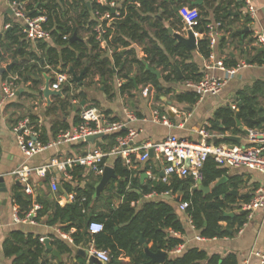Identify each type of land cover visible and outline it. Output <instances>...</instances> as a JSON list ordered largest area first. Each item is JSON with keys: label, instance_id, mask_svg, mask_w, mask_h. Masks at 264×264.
<instances>
[{"label": "trees", "instance_id": "obj_1", "mask_svg": "<svg viewBox=\"0 0 264 264\" xmlns=\"http://www.w3.org/2000/svg\"><path fill=\"white\" fill-rule=\"evenodd\" d=\"M21 1L27 2L28 9H33L36 3L43 0ZM137 2L140 3L139 6ZM61 3L66 6V9H64V5L63 7L60 5L58 0H48L45 5L40 3L39 6L43 10L32 12V15L46 14L45 27L53 34V45L44 41L38 43V48L43 50V54L40 55L35 49H27L29 42L17 24L12 25L4 38L1 39L0 66L3 61L16 60L10 72L18 75L20 80L31 81L29 98H41L44 84L42 73L50 68L70 74L72 69L77 74L85 72L83 79L89 75L94 78L99 75L101 81H104L108 93V82L114 80L116 74H119L124 80L121 92L128 93L130 96H133V90L137 86L149 84L160 93L164 89L163 82L199 80L203 76L199 65L193 61L192 51L169 35L168 28L156 16L158 9L154 6L155 0L122 1V15L115 19L107 33V38H110L109 42L113 48L112 57L104 55L95 39L94 20L88 23L92 35L87 40H83L77 35L76 25L71 26L64 22V14L70 12L71 8L78 3L77 0H61ZM191 7H197L200 11L202 8L205 9L202 4L191 5ZM97 9L104 11L106 7L98 4L97 0H90V4L84 2L81 17L88 19ZM219 9H222L225 16H228L226 4L220 5ZM161 18L164 20L174 18L175 22L183 24L174 10L164 12L161 14ZM208 23V20L202 17L199 30L205 31ZM145 24L154 29V35L145 31L143 27ZM74 33H76V38L71 40ZM65 36L68 38L65 39ZM133 42L144 45L145 56L143 58L138 57L137 49L132 46ZM198 51L204 57L211 56L212 50L208 39L204 38L198 42ZM258 55L263 56L264 52H259ZM134 65H137L138 68L135 73L132 70ZM151 68L159 70L160 75ZM7 75L9 72L5 71L3 76ZM72 82L75 83L73 80ZM262 89L264 87L257 85L252 95H243L241 103L238 104V111H234L228 106L220 108L211 119L212 128H217L224 134L231 132L236 135L243 132L238 121L251 128L258 126L260 123H254L253 120L257 119L260 113V99L257 93ZM167 92H170V89ZM64 94L65 97L55 96L52 104L46 109V116L51 118V123L49 129L45 126L41 127L40 139L44 143L50 142L61 132L73 126L68 120L70 110L74 108L73 99L80 98L81 101H87L85 92L72 94L69 86L65 87ZM199 98L200 96L194 91L175 95V100L179 103L195 104ZM78 110L81 111V105ZM30 118L34 122L39 120L35 114H31ZM217 120L222 121L223 127L217 124ZM80 121V115H77L74 125ZM126 134L127 131L124 129L119 133L105 135L106 143L102 146L109 148L116 144L119 135ZM209 141L215 144H221L222 141L230 142L226 138L218 141L209 139ZM113 167L117 177L108 182L101 195H97V186L101 177L89 179L84 187L73 188L72 184L66 182L64 187L69 192H75V201L61 205L58 202H52L48 196L44 201L39 199L44 203V207L39 211L37 220L48 215L47 223L50 225L60 224L66 232L76 228L72 236L77 246H84L93 238L98 248L110 252V263L124 255L131 259L128 264H160L150 263V258L141 243L142 238L147 243H152V251L169 252L184 244V239L176 233L183 235L186 228L173 204L159 199L145 201L143 205L138 206L142 196L151 192L170 191L177 196L176 201L179 203L188 202L186 213L192 219L200 236L204 238L234 237L249 220V213L240 210V205L248 202L252 195L232 193L246 185L248 179H244L245 174H230V169L218 164L212 156L207 159L202 168V185L211 187L222 177L226 176L228 179L224 183L214 186L208 193L197 186L193 177L179 178L175 176L170 184L164 183L160 178V169L155 164L153 165L151 159L147 161L143 171L152 169L156 174V179L145 183L140 177H135L137 171L129 168L121 157L113 160ZM84 172V167L76 166L73 175L75 178L83 180ZM84 197L86 201H82ZM95 197L105 202L107 210L97 212L93 208L92 214L84 213L83 210L90 207V203ZM115 199H121V201L115 204ZM16 201L21 211L29 210L33 204L31 198H26L23 195H18ZM232 211L235 214L233 217L226 215L227 212ZM94 220L103 222L105 229L91 237L88 224ZM51 243L62 253L73 252V248L59 238H54ZM47 253H51V251L40 241L39 236L25 234L22 231H14L11 238L5 243V254L14 258V264H49L48 259L45 258ZM79 261L76 264H86L85 257L79 256ZM162 264H238V259L235 254H229L223 258L218 254L209 255L205 250L193 247L179 256L168 257Z\"/></svg>", "mask_w": 264, "mask_h": 264}, {"label": "crops", "instance_id": "obj_2", "mask_svg": "<svg viewBox=\"0 0 264 264\" xmlns=\"http://www.w3.org/2000/svg\"><path fill=\"white\" fill-rule=\"evenodd\" d=\"M47 1L48 0L40 1L34 5L33 9H27L31 13L35 10H43L39 5L40 3L45 5ZM195 1L196 0H155L154 6L158 9V14H156V16L161 19L166 27H171L175 32L187 35V32L190 28L183 21V18L181 19L178 16L175 8H177L179 12V9L182 5L197 6L202 4L205 8L201 9L203 18L207 19L209 23H222V35L218 37L217 44L213 50V58L204 57L198 51V47L192 51L193 61L199 65L203 75L207 73L220 76L226 75V70L219 66V61H223L227 68L236 66L242 61H246L248 65L242 67L238 73L232 76L219 94L200 97L195 104L186 102L179 103L175 100L176 94L186 91L193 92L190 89L184 88L181 84L182 81L164 83L166 85L163 84L164 89H162L160 93H158L152 85H149L152 88V94H148L144 89V86L147 85L137 86V88L133 90V96H130L128 93L123 94L121 92L122 86L118 85V80L123 81V83L124 80L119 76V74H116L114 80H110L108 82L107 86L109 87V93L106 91V85L103 83L104 81H101V77L96 75L94 80H98L103 85L100 97L103 107H98L111 120L124 121L127 123L128 128H133L139 131V135L136 137L134 145L143 146L148 141H163L171 134H176L183 139L197 141L201 139V130L204 127H206L212 134L210 139L213 141H218L225 138L227 139L228 136L235 134L231 132H226L224 134L219 129L212 128L211 119L214 118L216 112L220 108L227 106L232 108V104L241 103L243 95H252L255 92L257 85L264 87V55H258L259 52H264V49L261 50L262 48H257L255 44L257 31H264V0H252V3L257 8L255 19L245 12V0H203L200 4H194ZM58 2L63 7L64 4L62 5L61 0H58ZM77 2L78 3L75 4L73 8H71L68 14H64L63 20L71 26L76 25L77 35H79V37L83 40H87L92 35L91 31L89 30L90 26L88 23L94 20V15L92 12L88 19L81 17L83 3L88 2L90 4V0H77ZM25 3L27 4V2ZM224 4L228 6V16H225L224 11L219 9L220 5ZM137 5L139 6L140 3L137 2ZM64 9H66L65 5ZM171 10H174L177 13L178 18L183 22V24L175 22L174 18L167 20L161 18V14ZM14 24L19 25L22 29V21L16 18L13 14L10 6V0H0V43L7 30L11 29L12 25ZM143 27L145 28L146 32L149 31L151 35H154V29L152 27L148 26L147 24L143 25ZM25 39L29 42V46L27 47L28 50L35 49L40 55L43 54V50L38 48L39 42H32L27 39L26 36ZM48 43L52 45L54 44L53 40L48 41ZM132 46L137 49L139 58H143L145 56L144 45L138 42H133ZM103 52L105 56L112 57V55L107 51ZM1 54L2 49L0 47V55ZM15 62L16 60L13 59H10L8 62H1L0 95L2 94L3 82L7 78L18 76L11 73V70H7V66L11 63L15 64ZM5 71H8L9 75L4 77L3 74ZM54 71L55 70L53 68H50V70L44 71L42 73V78L44 80L43 86L45 85L47 79L53 75ZM30 74L31 73L29 72V75ZM86 79L87 77L82 79L81 82H76L75 89L77 88L78 84L83 83L86 81ZM94 80H92V82ZM18 85V96L15 99L7 102L3 107H0V176L5 178L6 187L8 189L6 192L0 191V264H14V258L5 254V243L11 238L14 231H22L25 234H33L34 236L39 237L46 236L51 240V242L54 240V238H59L73 248L72 253H62L52 245L54 249L60 252L61 257L55 256L52 251L51 253L45 254V258L48 259L49 264H76L80 262L79 256L85 257L86 264H90L88 256L82 255L79 253V251L81 249L88 251V248L92 242V238L84 246H77L75 241L74 243H71L68 240L63 239L58 233V230L62 229V226L60 224H48V215L41 217L34 223L22 222L16 224L13 221V207L17 203L16 197L18 195L31 198L33 203H40L43 207L44 203L39 199L44 201L45 197L47 196L52 200V202H58L61 205H66L67 203L72 202L68 200L67 195L69 191L64 187V183L66 182L62 180L61 172L54 168L50 171V174H53L57 178L60 186L63 189V192L59 190L54 191L52 189L50 174L48 177H42L37 173H34L30 177L31 183L34 187V194L31 195L24 192L22 183L16 179L12 172L21 167V165L24 163L34 167L42 166L50 163L58 156L67 158L82 153V150L85 147L103 145L106 143L105 136L99 138L95 144L81 143L62 145L56 149L53 148L45 150L35 155L33 158L27 159L20 150L18 136L17 133L14 132L13 126L18 120L25 117H30L31 114H35L38 116V118L42 117L41 127L45 126L49 129L51 118H48L45 112L50 104L39 102L40 98L31 99L28 97V93L31 92V81H26V79L20 80L19 78ZM168 89H170V92H167ZM257 96L260 99V113L258 114V118L254 120H257V122L260 124L251 128L245 123L241 122L243 129L241 127L240 129L243 132L235 135L241 137V141H222L221 143L247 144L248 134L246 131H249V129L264 130V89H262L261 92H258ZM54 97L55 96L51 98L52 102ZM37 101L38 104H36ZM83 101L85 100L81 101L80 98H75L72 100V104L74 105L73 114L70 115L69 113L68 116V120L72 125H74L75 117L80 115L81 111L78 110L80 105L81 110L85 105H95L92 101L88 100V96L84 105L82 104ZM126 107H130L136 119L130 120L127 117L125 112ZM156 108L161 109L162 111L169 114L172 126L156 123L152 120V112ZM238 110L239 106L238 109L234 111ZM217 124L220 127H223L221 120H217ZM41 127L40 131H42ZM137 157L138 156H136V158ZM151 160L153 165L155 164L160 169L162 176L163 164L158 160L155 154H153ZM146 163L147 162H141L137 158L134 162V166L132 167V169L137 171L135 177H140L143 183L152 179H156V174L153 172V170L151 171L153 172L155 178H151L147 174L150 169L143 171L145 169ZM229 169L230 174H245L244 179H248V183L242 186L239 191H237V193H240L241 195H252L257 187L264 186V173L243 167H231ZM84 170L85 172L83 180H80V178L77 177L74 181H67V183L72 184L73 188L78 186L84 187L89 179L99 177L90 172L85 167ZM143 175L146 176L143 177ZM216 184L210 187L211 190L214 188V186H216ZM144 196L145 195H143L141 200L138 202V206L143 205L145 201L149 200L161 199L169 201L175 206L176 211L181 217L186 228V232L183 235H178L184 239V244L181 251L179 252L175 249L169 252L166 251L167 258L179 256L186 250L197 247L205 250L209 255L218 254L223 258L229 254H235L238 259V264H259V259L254 253L264 248V212L259 210L256 211L244 225L242 231L238 232L234 237L204 238L201 237L199 231L194 228L186 211H182L180 209V203L176 201V198L167 195L154 199H147ZM61 200H63V202ZM120 201L121 199H115V204H118ZM93 208H95L94 210L97 212L107 210L105 202L100 198L97 199L96 197L91 201L87 213L92 214ZM75 231L76 228H72V230L68 233L72 234ZM148 245L151 247L152 243H148ZM130 260L131 259L129 256L121 255L117 261L112 263H110V261L106 264H128Z\"/></svg>", "mask_w": 264, "mask_h": 264}, {"label": "built area", "instance_id": "obj_3", "mask_svg": "<svg viewBox=\"0 0 264 264\" xmlns=\"http://www.w3.org/2000/svg\"><path fill=\"white\" fill-rule=\"evenodd\" d=\"M123 0H97V3L105 6L106 9L102 11L97 9L94 15L95 25H93V34L96 41L99 43L100 49L107 51L112 55L113 48L110 45V38H107L108 29L113 26L116 18L121 17ZM246 13L252 18H256L257 8L252 3V0H245ZM10 6L16 18L22 21V31L32 42L52 41V31L45 27L47 22L46 14L32 15L27 9L26 3L21 0H10ZM179 14L183 21L193 30L197 41L206 38L209 40L210 48L212 50L211 56L214 57L213 50L217 44L218 37L222 35V23H208L205 31H200L199 26L202 20L201 11L197 7L183 5L179 9ZM65 39L68 37L65 36ZM255 44L257 48L264 49V31H257L255 37ZM1 47V43H0ZM219 66L226 70V75H212L204 74L199 80L187 79L181 82L182 86L196 92L200 97L206 95H217L228 83L229 79L238 71L248 65L246 61L240 64L227 68L223 61H219ZM55 70V69H54ZM18 76L7 78L2 84V94L0 95V107H3L7 102L15 99L18 96ZM72 74L69 72H62L55 70L50 77V88L55 91H62V97L65 96L64 89L66 86L71 88V93H75V83L72 82ZM118 85L122 86L123 81L118 80ZM45 85L42 86V95L39 99L41 103H48L44 95ZM38 104V101L36 102ZM49 104V103H48ZM232 109L237 110L238 104H232ZM127 117L130 120L136 119L130 107L125 108ZM156 123L172 126L170 116L167 112L161 109H154L151 116ZM81 121L77 125H73L70 129L61 132L55 139L48 143H44L41 139L40 127L42 125V117L38 122L32 121L30 117H25L18 120L13 126L14 132L17 133L20 150L27 159L33 158L35 155L53 148H58L62 145L72 144H91L86 140L90 135L103 133L110 135L119 133L127 129L126 135H119L117 142L109 148H104L102 145L89 146L74 156L64 158L58 156L50 163L42 166H30L24 163L18 169L14 170L12 174L18 179L26 194H34V187L31 183L30 177L37 173L42 177H48L50 171L54 168L59 170L62 174V180L74 181L73 172L76 166L87 168L93 174L102 177L107 166H113V160L121 157L129 168L134 166L135 160L138 158L141 162H147L151 159L150 151L156 155L158 160L163 164L161 180L164 183L170 184L173 177L179 178L193 177L197 186L199 181H202V168L207 159L212 156L221 166L226 167H243L264 173V130L249 129L248 143H221L215 144L209 141L212 137L210 131L204 127L201 130V139L197 141L187 140L179 137L176 134L167 136L163 141L152 142L148 141L143 146L134 145L139 131L133 128H128L127 123L120 120H111L103 113V111L96 105H85L80 112ZM95 144V143H94ZM134 156H138L134 159ZM112 161V162H111ZM111 162V163H110ZM112 164V165H111ZM150 169L147 174L151 178H155ZM51 186L54 191H58L60 183L57 178L50 174ZM177 196L170 191L158 193L157 191L146 194L147 199H154L162 196ZM69 201H75V192H69ZM63 202V200H61ZM82 201H86L84 197ZM188 202H181L180 209L186 211ZM43 208L40 203H33L27 211H21L20 206L16 203L13 207V221L14 223L37 221L39 211ZM240 210L247 211L249 218L256 211L264 212V186H259L252 193L251 199L240 205ZM87 213L88 209L83 210ZM191 219V218H190ZM192 222V219H191ZM192 225L194 226L193 222ZM194 228H196L194 226ZM105 224L101 221H90L88 224V231L91 237L103 232ZM243 227L239 230L242 231ZM60 237L74 243V238L71 233L65 232L62 229L58 230ZM176 235H179L176 233ZM48 237H40V241L45 243ZM182 246L175 248L181 251ZM89 255H94L101 261L109 263L111 255L108 250L100 249L96 246L95 240L92 238L90 247L88 248ZM259 259V264H264V248L254 253Z\"/></svg>", "mask_w": 264, "mask_h": 264}, {"label": "water", "instance_id": "obj_4", "mask_svg": "<svg viewBox=\"0 0 264 264\" xmlns=\"http://www.w3.org/2000/svg\"><path fill=\"white\" fill-rule=\"evenodd\" d=\"M203 0H196L194 2V4H200L202 3ZM176 12L178 13V16L182 19V16L179 14L178 9L175 8ZM168 28V34L173 36L174 38H176L177 42H181L183 43L190 51H193L195 49H197L198 44H197V38L194 35V32L192 29H189L187 32V35L181 34V33H177L175 32L171 27H167ZM73 40L74 38H76V33L73 35V37H71ZM263 50V48L261 49ZM14 65V63H11L7 66V70H11L12 66ZM149 67V66H148ZM151 70H153L155 73H157L158 75H160V71L159 70H155L153 68H151ZM71 74H72V78L74 82H81L85 72L80 73L79 75L77 73H75L73 71V69L71 70ZM180 72V71H179ZM180 76L182 77V74L180 72ZM94 80V79H92ZM44 95L48 100L49 104H52V97L53 96H61L62 95V91H55L52 90L50 88V78L47 79L46 83H45V88H44ZM83 105L85 104V101H83L82 103ZM253 122H257V120H253ZM238 125L243 129V126L241 125V121H238ZM246 133L248 134L249 131H246ZM105 135L103 133L100 134H95V135H90L86 138V140L90 143H96V141L101 138L104 137ZM228 140L233 141V142H240L241 141V137L239 136H235V135H231L227 137ZM232 145V143H231ZM153 151H150V155L151 157H153ZM227 168H231L230 165L226 166ZM163 175V173H162ZM146 175H143V177H145ZM117 175L115 173L114 167L113 166H107L105 169V172L101 178L100 183L97 186V194H101L102 191L104 190V188L106 187V185L108 184V182L112 179V178H116ZM228 178L222 177L216 185H219L221 183H224ZM198 186L200 189H203L206 193L211 191L210 187H204L202 185V181H199ZM8 189L6 187V182H5V178L3 176H0V191H4L6 192ZM59 191L63 192L62 187H59ZM233 194H237V191L234 190L232 191ZM227 216H231L233 217L235 214L234 212H227L226 213ZM141 243H143L144 245V251L146 252V254L148 255V257L150 258V263H164L167 259V252L164 250H158V251H152L151 247L148 245V243L146 242L145 239H141ZM45 246L48 250L52 251V253L57 256V257H61V254L59 251H57L56 249L53 248L52 244H51V240L49 238L46 239L45 241ZM26 252H28V249H26ZM79 253H81L84 256H88L89 259V263L90 264H106L105 262L101 261L100 259H98L96 256L94 255H89L88 251L81 249L79 251Z\"/></svg>", "mask_w": 264, "mask_h": 264}, {"label": "rangeland", "instance_id": "obj_5", "mask_svg": "<svg viewBox=\"0 0 264 264\" xmlns=\"http://www.w3.org/2000/svg\"><path fill=\"white\" fill-rule=\"evenodd\" d=\"M137 69H138L137 65H134L132 69L133 73H135ZM159 69H162V68H159ZM92 79H94V77H92V75H89L86 81L83 82L84 84L83 83L78 84L77 88L75 89V93L78 94V93L85 92L88 96L89 101H92L93 104H95L96 106L103 107L102 102L100 100L103 85L98 80H94L92 82ZM164 83L166 82H163V84ZM144 89L147 91L148 94H152L151 92L152 88L149 86V84L147 86H144ZM72 114H73V110H70V115Z\"/></svg>", "mask_w": 264, "mask_h": 264}]
</instances>
